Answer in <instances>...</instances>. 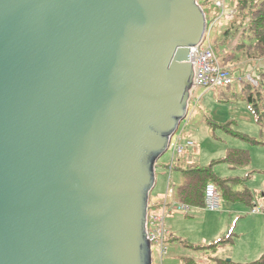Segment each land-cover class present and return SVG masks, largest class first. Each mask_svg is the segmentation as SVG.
<instances>
[{"label":"water","instance_id":"obj_1","mask_svg":"<svg viewBox=\"0 0 264 264\" xmlns=\"http://www.w3.org/2000/svg\"><path fill=\"white\" fill-rule=\"evenodd\" d=\"M206 25L196 0H0V264H152Z\"/></svg>","mask_w":264,"mask_h":264},{"label":"rangeland","instance_id":"obj_2","mask_svg":"<svg viewBox=\"0 0 264 264\" xmlns=\"http://www.w3.org/2000/svg\"><path fill=\"white\" fill-rule=\"evenodd\" d=\"M196 1L202 7L206 17L207 25L205 33L207 34V39L212 44L213 48L215 49L214 51L220 60L221 56H224L226 52L235 51L237 46V35H235L234 38H229V36H227L228 39L222 43L223 38L226 37L223 33V30L228 28L229 21L232 18V14L234 13V0H224V8L216 5L219 0ZM225 67L230 69V72L235 77V80L240 78L241 81L249 82L250 84L255 85L254 82L250 81L249 76H251V78L255 79L256 81L260 80L259 75L264 71V59L250 60L243 53V50H238L235 51V57L227 61ZM235 80L231 83V85L222 86L221 88L195 86L191 89L189 99L190 108L188 110L187 116L180 123L178 131L173 135L171 142L172 144H175L178 133H180L181 141L191 139L197 142L199 151H197L198 154H193L196 155V163L200 161V155L206 156L207 158L211 157L212 159L213 157L222 156L223 153H225V151L230 147H239L234 146L235 142L242 145L246 144L248 147L251 146V144L247 141L230 134L227 135V133L225 131L224 133L220 127L212 125V123L215 122L221 124L228 121L230 122L228 128L231 130H238L234 126L235 121H237L239 125L248 121L252 122V126L258 125L255 122L254 117L251 119V115L248 114V112L251 114L252 112L248 104L242 98L240 84ZM220 91H222L221 95H219ZM225 95L228 96L227 99H225ZM190 150L192 151V148H190ZM183 155L184 152L181 154H176L173 162L174 165L172 171H170V174L168 168L171 159V149H167L156 161V184L150 192V199L148 202L149 211H157L160 205L156 202H163L165 195L166 203H170L169 205H171L173 202H179L176 198V191L180 181L178 179V171L176 166L183 165L182 163H179L181 162L180 158H184L186 156ZM214 165L212 166L213 173H215L213 169ZM170 191H172V193H170ZM166 192H169V194L167 195ZM197 209H199L198 211L201 215L199 218L204 219L205 222L201 224L200 227H191L190 231L192 235L194 234V237L196 235L198 237V234H202V232H209L211 230L210 228L212 225L210 224V219L213 217L214 213L213 211H209L204 207ZM192 210L193 208H191L189 212ZM189 219L194 220L196 217H190ZM234 227L235 225H232V229H230V231L234 233L231 238L233 242L237 237V232H233ZM187 241L188 243L195 242L191 239ZM206 242L209 243V240ZM195 243L197 244V242ZM152 245L154 248V264H160L157 245L154 243ZM167 246L168 250L163 255V264H182V256L192 257L198 264H214L212 257L217 255V253L215 254L207 249L194 250L185 248L181 246L178 241H174L171 245L167 243ZM225 259L231 260L230 257H226Z\"/></svg>","mask_w":264,"mask_h":264},{"label":"trees","instance_id":"obj_3","mask_svg":"<svg viewBox=\"0 0 264 264\" xmlns=\"http://www.w3.org/2000/svg\"><path fill=\"white\" fill-rule=\"evenodd\" d=\"M223 33L226 37L223 38L222 43L228 39L227 36L234 38L237 35L235 51L243 50V53L250 60L264 59V0H234V13L229 21L228 28L224 29ZM235 51L226 52L224 56H221V65L225 66L227 61L235 57ZM259 76L260 80L257 81L256 85L243 81L240 89L243 100L248 104L255 122L259 125V136L253 137L240 131L231 130L228 128L230 125L228 121L221 124L212 123V125L220 127L226 133L243 139L252 145H264V71ZM221 93L222 91L219 92V95ZM227 98L228 96L225 95V99ZM217 163H226L232 168L248 167L250 166V154L244 149L229 148L222 157L210 161L205 166L189 165L184 168L178 165L176 169L181 172L184 180L176 191L179 202L188 204L190 207L200 205L204 207V188L208 182H212L219 191L221 199L243 202L248 206H253L254 195L246 185L251 172L245 173L243 177H219L212 171V166ZM236 184H242L243 186L237 190L234 189ZM231 238L232 232H228L225 236L207 244H192L178 237L173 238L167 235L166 244L178 241L185 248L207 249L216 253L218 248L230 245L232 243ZM212 258L214 264H264V253L259 258L244 263L227 261L225 257L214 256ZM181 260L182 264H198L192 257L182 256Z\"/></svg>","mask_w":264,"mask_h":264},{"label":"crops","instance_id":"obj_4","mask_svg":"<svg viewBox=\"0 0 264 264\" xmlns=\"http://www.w3.org/2000/svg\"><path fill=\"white\" fill-rule=\"evenodd\" d=\"M241 87L242 85H240V89ZM248 114L251 115V119L254 117L250 112H248ZM234 126L238 129L236 131L240 130V132L246 133L249 136L257 137L259 134L258 125L252 126L251 121L244 122L241 125L235 121ZM193 142L196 144L192 148V151L190 148L185 149L183 156H186L184 158H180L181 162L179 163H182L183 165L181 166L184 168L189 165L196 167L205 166L210 161L220 158L225 154L223 153L222 156L213 157L212 159L211 157L207 158L206 156L200 155V161L196 163V155L193 154H198L197 151H199V146L197 147V142ZM234 146L239 147L230 148H239L248 151L250 154V166L232 168L226 163H217L214 165L213 169L215 174L219 177H243L245 173L250 171L251 173H249L250 175L246 181V185L254 195L253 206H248L243 202H232L221 199V207L218 211H213V217L210 219V224L212 225L210 228L211 230L209 232H202V234H198V237L197 235L194 237V234L192 235L190 231L191 227H200L201 224L205 222L204 219L199 218L201 215L199 214V209H197L203 208V205L192 206V211L187 214H182L174 211L171 208L172 205L167 203L168 213L166 217V227L168 230V237H178L185 241L191 239L197 242V244H207L206 241L209 240V242H212L225 236L224 234L228 233V231L231 232L230 229H232V225H235L233 232H237L236 240L234 242L232 241L230 245L218 248L216 256L225 258L230 257L231 261L244 263L253 261L264 253V145L251 144V146L248 147L246 144L242 145L235 142ZM176 167H178V165ZM178 179L180 184H182L184 180L181 172L179 171ZM242 186V184H236L234 189H241ZM176 198L177 201H179L177 193ZM190 217H196V219L191 220L189 219ZM233 234L234 233H232V235ZM172 243L173 242L169 243V245Z\"/></svg>","mask_w":264,"mask_h":264},{"label":"built area","instance_id":"obj_5","mask_svg":"<svg viewBox=\"0 0 264 264\" xmlns=\"http://www.w3.org/2000/svg\"><path fill=\"white\" fill-rule=\"evenodd\" d=\"M217 6L224 8V0H219L216 3ZM207 41V42H206ZM189 61L193 67V87L203 86L206 88H215L230 85L235 77L230 72V69L221 65L217 54L214 51L212 44L207 39V34L200 45L191 47ZM250 81L254 82L255 85L257 81L251 76H249ZM240 85L242 82L240 78H237ZM191 92V91H190ZM190 108V103L188 110ZM178 129L175 133H177ZM174 133V134H175ZM173 137V136H172ZM170 139L168 149H171V159L169 164V174L172 171V166L176 154H181L186 148H193L195 146L192 140H180V133H178L175 144H172ZM172 193V191H170ZM168 195L169 192H166ZM156 202V201H154ZM157 203V202H156ZM160 207L157 211H148L146 216V235L151 243L152 258L154 264V248L153 243L157 245L158 257L160 259V264H163V255L167 252L168 246L166 244V236L168 235V230L166 227V217L168 213L166 195L163 202H158ZM171 208L179 213L187 214L191 207L188 204L181 202H173ZM221 207L220 194L214 183L208 182L204 188V208L210 211L218 210Z\"/></svg>","mask_w":264,"mask_h":264},{"label":"bare ground","instance_id":"obj_6","mask_svg":"<svg viewBox=\"0 0 264 264\" xmlns=\"http://www.w3.org/2000/svg\"><path fill=\"white\" fill-rule=\"evenodd\" d=\"M231 85V84H230Z\"/></svg>","mask_w":264,"mask_h":264}]
</instances>
